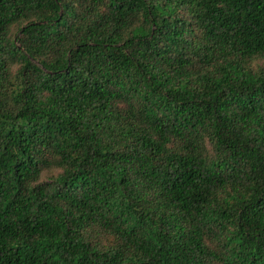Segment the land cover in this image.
Listing matches in <instances>:
<instances>
[{
  "label": "trees",
  "instance_id": "16d2710c",
  "mask_svg": "<svg viewBox=\"0 0 264 264\" xmlns=\"http://www.w3.org/2000/svg\"><path fill=\"white\" fill-rule=\"evenodd\" d=\"M0 264H264V0H0Z\"/></svg>",
  "mask_w": 264,
  "mask_h": 264
}]
</instances>
